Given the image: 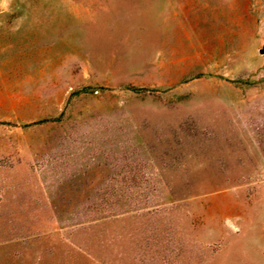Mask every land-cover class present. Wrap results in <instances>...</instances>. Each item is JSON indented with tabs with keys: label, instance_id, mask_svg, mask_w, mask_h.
<instances>
[{
	"label": "rangeland",
	"instance_id": "rangeland-1",
	"mask_svg": "<svg viewBox=\"0 0 264 264\" xmlns=\"http://www.w3.org/2000/svg\"><path fill=\"white\" fill-rule=\"evenodd\" d=\"M264 0H0V264H264Z\"/></svg>",
	"mask_w": 264,
	"mask_h": 264
},
{
	"label": "water",
	"instance_id": "water-1",
	"mask_svg": "<svg viewBox=\"0 0 264 264\" xmlns=\"http://www.w3.org/2000/svg\"><path fill=\"white\" fill-rule=\"evenodd\" d=\"M260 53H261V54H264V48H263V49H261Z\"/></svg>",
	"mask_w": 264,
	"mask_h": 264
}]
</instances>
